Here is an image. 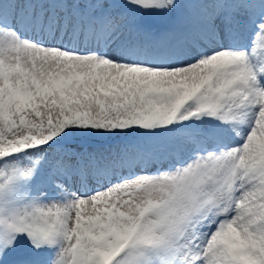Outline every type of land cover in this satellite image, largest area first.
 I'll use <instances>...</instances> for the list:
<instances>
[{"label":"snow or ice","instance_id":"snow-or-ice-1","mask_svg":"<svg viewBox=\"0 0 264 264\" xmlns=\"http://www.w3.org/2000/svg\"><path fill=\"white\" fill-rule=\"evenodd\" d=\"M0 264H264V0H0Z\"/></svg>","mask_w":264,"mask_h":264}]
</instances>
